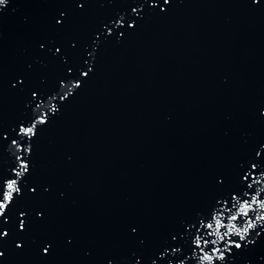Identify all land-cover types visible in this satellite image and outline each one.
Instances as JSON below:
<instances>
[{"label":"water","instance_id":"water-1","mask_svg":"<svg viewBox=\"0 0 264 264\" xmlns=\"http://www.w3.org/2000/svg\"><path fill=\"white\" fill-rule=\"evenodd\" d=\"M49 107L0 264H208L264 216L239 213L264 200V0H6L0 198L11 140ZM260 224L214 264H264Z\"/></svg>","mask_w":264,"mask_h":264},{"label":"snow or ice","instance_id":"snow-or-ice-1","mask_svg":"<svg viewBox=\"0 0 264 264\" xmlns=\"http://www.w3.org/2000/svg\"><path fill=\"white\" fill-rule=\"evenodd\" d=\"M6 0H0V5H4ZM168 2V0H166ZM135 12L136 9H133ZM120 21H123L122 19ZM115 23L119 24V21H116ZM134 25V22H133ZM130 25V26H133ZM109 32H111V29H109ZM59 51V49H57ZM83 76L87 77L89 75L88 71H85L82 73ZM81 84V81L77 80L76 83L73 85L74 88L79 87ZM35 96L36 94L33 93ZM67 95V94H66ZM65 97L62 96L60 99H64ZM40 105H37V108H39ZM52 112L55 113L58 111L57 108L55 107H49V110L47 112H42V114H39L36 116V118L28 124L27 127H25V124H20L19 126V131L17 133V138L11 140V145L10 147H14V156H15V167L12 168V173L13 176H15L14 179L9 180V178H4L3 179V187H2V198H0V217H6V210L13 204L15 201L16 194H19L21 191L20 184H17V180L20 181L22 177L25 176L26 173L29 171V160L28 156L31 154L32 147L30 143H22L21 141L23 140L24 137H27L28 140L30 141L32 137H34L37 134L38 127L37 125H42L46 124L48 122L49 118H45L48 116V113ZM8 139V134L4 133L2 137H0V146H2V140ZM260 153H257V156H259ZM257 165L264 166V161H255L251 162V169H256ZM248 175L245 174L243 179L248 180ZM251 185H249L250 187ZM239 187H242V183L240 184ZM239 187L235 190L238 191ZM35 191V189H33ZM259 195V193H257ZM261 209H264V200L257 201L253 199L252 203H248L245 201L242 206L239 209V213L242 216H248V210L255 211L253 208V204H257ZM231 211V210H229ZM21 216H25V213L21 212ZM233 220L238 219V216H233ZM258 221H264V216H257L255 220H253L251 217H248L247 220V226L244 227L243 229H237L235 226L232 227L231 232H234L236 235L239 236V240H233L229 237L224 243V248L221 250L219 247H213L211 249V253H204L203 256L200 257L201 261H206L208 264H214V261L218 260L220 262H225L226 261V254H231L233 253V248L243 250V247L248 245V244H253L255 243V239H250L249 238V233L250 230H254L257 227V222ZM218 227L219 223L217 224ZM262 229H264V224L259 225ZM21 229H24L26 227L25 221H21L20 223ZM208 228H212L213 225L211 223L207 224ZM135 231V229H133ZM7 232H4L3 235H7ZM259 232L256 233L257 236H259ZM225 235H228V233H225ZM221 240H224V236H220ZM243 242V244H242ZM196 247L200 248L201 252H204L203 247H201V239L199 236L195 239L194 241ZM202 243L204 245H207L209 243L208 240H203ZM213 245H215V241L212 242ZM45 252L48 251V248L44 249ZM0 255H3V253H0Z\"/></svg>","mask_w":264,"mask_h":264}]
</instances>
